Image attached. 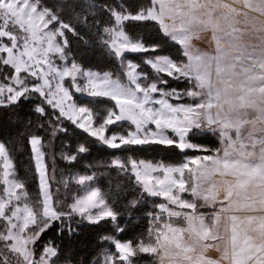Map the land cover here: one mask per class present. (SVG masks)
Returning a JSON list of instances; mask_svg holds the SVG:
<instances>
[{
  "label": "snow or ice",
  "instance_id": "1",
  "mask_svg": "<svg viewBox=\"0 0 264 264\" xmlns=\"http://www.w3.org/2000/svg\"><path fill=\"white\" fill-rule=\"evenodd\" d=\"M97 8L107 14L103 22ZM89 9L91 23L75 19L92 40L47 0H0V108L35 103L38 117L25 125L35 194L18 175L15 144L0 140V264H57L59 248L42 237L53 225L75 234L74 221L77 228L113 225L99 237L110 247L89 264H138L144 254L159 264H264V214L239 215L264 213V0H147L135 7L117 0ZM139 24H155L178 53L136 31ZM206 31L212 52L194 43ZM81 45L98 48L111 66L91 64ZM68 126L87 139L65 144L61 160L76 164L93 147L111 155L80 172L61 171L56 181L55 157L45 149L58 134L68 136ZM209 137L221 147L196 142ZM172 151L181 158H141ZM95 168L139 189L128 209L158 201L146 213V235H116L132 214L100 187ZM64 264L73 262L66 256Z\"/></svg>",
  "mask_w": 264,
  "mask_h": 264
},
{
  "label": "trees",
  "instance_id": "2",
  "mask_svg": "<svg viewBox=\"0 0 264 264\" xmlns=\"http://www.w3.org/2000/svg\"><path fill=\"white\" fill-rule=\"evenodd\" d=\"M125 6L135 7L147 3V0H120ZM49 6H55V10L60 14L61 18L65 22H71L77 27V31L87 39L92 40L87 29L79 26V22L75 17H88L89 23H91V17L88 16L89 5H112L116 4L117 0H47ZM97 12V18L102 22L106 18V13H102L99 8L92 9ZM136 31L152 38L153 40H159L162 47L169 48V54L176 55L178 48L175 46L169 47L170 42L162 36L158 31L155 24H139L133 26ZM81 55L89 61L91 64H103L110 67L107 60L102 56L98 48L86 47L81 45ZM174 87L176 85H173ZM35 103H21L17 107L13 108H0V140H6L14 143L16 146L15 160L17 164V172L20 177L28 178V187L33 194L37 190V182L35 177L34 168L32 165L31 156L27 134L29 129L25 127L28 120L35 122L38 117L33 113ZM69 135L58 134V137L51 143L50 152L51 156L55 157V168L57 173L63 171L64 174L69 172H80L88 165L106 162L110 159V152L101 151L93 147L90 155H87L80 159L76 164H68L66 161L60 159L61 151L67 152L68 148L64 147L65 144L72 145L74 148L77 143H84L86 137L77 129L68 126ZM47 142V138H46ZM199 142L207 147L217 148L219 145L217 137H209L201 139ZM193 153H189L192 155ZM199 154V153H196ZM144 159L151 160H165L166 162H175L180 159L178 152H160L158 155L142 156ZM50 160V157H49ZM51 167V163H50ZM94 171L99 173L98 183L101 188L106 191H112L117 206L121 212L131 211L132 218L127 216L121 221V224H126V230L121 235L116 233L122 240L135 239L138 236L146 235V228L148 226V219L146 213L151 210V203L158 202L155 199L149 201L148 204H141L137 209H128V204L140 199V192L137 187L132 186L131 182L127 180L123 175L117 176L116 172L105 168H95ZM58 225H53L44 236L42 237V243H48L52 241L60 250V257L57 264H64L65 257L67 256L73 262V264H89L90 258L94 256L98 249H107L110 247L108 244H101L99 237L105 234H111L113 232V225L110 223L102 222L100 225H89L87 223H81L77 228V222H73L72 227L76 229L75 234H69L67 232H58ZM138 264H159V260L150 257L146 254L141 255L138 258Z\"/></svg>",
  "mask_w": 264,
  "mask_h": 264
},
{
  "label": "rangeland",
  "instance_id": "3",
  "mask_svg": "<svg viewBox=\"0 0 264 264\" xmlns=\"http://www.w3.org/2000/svg\"><path fill=\"white\" fill-rule=\"evenodd\" d=\"M227 2L231 3L232 0H227ZM236 6L239 7L240 5H236ZM253 15H256V14L253 13ZM245 42H247V43H258V41H256L255 39L248 38V37L245 38ZM194 43L196 44L197 47H199L200 49H202L204 51H210V52L214 51L215 45H214V42L212 41V34H211L210 31H206V32L201 33V38L196 40V41H194ZM197 143H199V142H197ZM220 147H221V145L219 143L217 148H220ZM50 148H51V146H50ZM50 148H46L45 151L46 150L50 151ZM207 148L216 149V148H211V147H207ZM199 154H202V153H199ZM50 160H51V156H50ZM57 172H56V181H59L61 179V175H60L61 172L60 173H57ZM217 179H219V177ZM56 181L53 182V189H55L57 187H60L61 193H63L64 189L58 183H56ZM222 197H223V190H221V199H222ZM204 211H205V214H207V212L211 211V210L210 209H205ZM248 214L262 215L264 213H260V212H256V213H239V215H241V216L248 215ZM223 224H227L226 216H225V219L222 221V225ZM75 231H77V230L75 229ZM222 231H223V227H222ZM208 255L212 256L213 258H219L220 257V251H218L216 249H210L209 252H208Z\"/></svg>",
  "mask_w": 264,
  "mask_h": 264
}]
</instances>
